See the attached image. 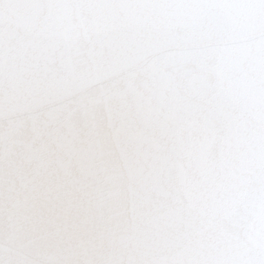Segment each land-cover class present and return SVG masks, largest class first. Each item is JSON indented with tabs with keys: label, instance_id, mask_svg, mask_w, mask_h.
<instances>
[{
	"label": "snow or ice",
	"instance_id": "6c2138e0",
	"mask_svg": "<svg viewBox=\"0 0 264 264\" xmlns=\"http://www.w3.org/2000/svg\"><path fill=\"white\" fill-rule=\"evenodd\" d=\"M0 264H264V0H0Z\"/></svg>",
	"mask_w": 264,
	"mask_h": 264
}]
</instances>
